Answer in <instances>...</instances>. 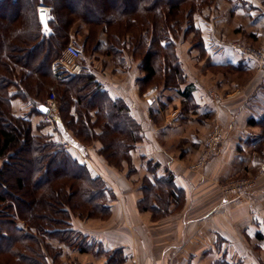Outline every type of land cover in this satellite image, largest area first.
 Segmentation results:
<instances>
[{
  "label": "crops",
  "instance_id": "0c3cea01",
  "mask_svg": "<svg viewBox=\"0 0 264 264\" xmlns=\"http://www.w3.org/2000/svg\"><path fill=\"white\" fill-rule=\"evenodd\" d=\"M56 1L37 0V9L46 8L47 26L42 25V31L47 38L53 37L59 23ZM219 3L213 18L206 17L209 11L205 9L195 19L200 41L190 51H184L180 43L177 46L186 80L178 87L155 85L141 92V58L127 49L132 33L125 35L128 46L120 55L105 52L104 46L86 53L89 25L77 19L69 28V42L82 52L79 75H93L112 99H123L141 125L143 138L131 150L132 167L128 163L121 169L110 165L99 152L100 141L95 139L86 146L80 143L60 122L61 116L53 126L45 122L40 107L30 115L34 133L66 138L71 142L67 149L71 155L93 176H101L114 192L109 219L73 217L72 226L94 236L106 251L122 248V264L264 261V174L258 175L264 164V66L221 43L227 39L264 48V0ZM98 40L106 44L105 30L99 31ZM188 87L190 95L186 97L183 92ZM179 105L183 114L174 119L169 113ZM12 106L17 115L31 110V104L16 99ZM215 121L223 127L224 140L203 173L194 172L189 165ZM167 174H172L182 190L184 203L179 211L154 222L150 211L138 208L143 198L142 181ZM235 178H253V184L237 194L222 193L220 184ZM61 259V264H71L72 259L80 264H108L105 254L77 248H64Z\"/></svg>",
  "mask_w": 264,
  "mask_h": 264
},
{
  "label": "trees",
  "instance_id": "16d2710c",
  "mask_svg": "<svg viewBox=\"0 0 264 264\" xmlns=\"http://www.w3.org/2000/svg\"><path fill=\"white\" fill-rule=\"evenodd\" d=\"M210 1L57 0L59 23L53 37L47 38L37 0H0V189L7 190L9 178L20 191L28 186V199L22 198L19 205L14 198L0 194V205L25 221L20 226L14 218L0 214V264H49L48 254L41 248L45 241L40 238L47 234L58 235L60 242L82 252L105 254L108 264L123 263L122 248L106 251L97 239L72 226L76 214L109 217L114 192L69 151L57 148L51 136L34 134L30 115L39 112L54 90L61 98V123L72 127L83 142L98 139L100 153L110 164L121 167L123 161L131 163V150L143 135L127 103L112 99L93 75L70 74L61 66L52 68L69 43L67 32L75 20L82 19L90 28L85 51L104 46L105 52L115 55L128 46L125 35L132 33L129 47L141 58L144 72L139 79L141 92L152 83L178 87L186 80L176 52V31L185 20L188 31L198 30L194 13ZM101 30L108 34L104 45L98 40ZM183 94L188 97L190 87ZM14 98L31 104L28 114L13 112ZM26 166L24 176L15 173ZM144 187L140 205L155 215L162 205L165 211L172 201L183 199L172 174L146 179ZM54 252V260L59 259L61 249ZM4 254L9 255L5 258ZM214 264L233 263L222 259Z\"/></svg>",
  "mask_w": 264,
  "mask_h": 264
},
{
  "label": "rangeland",
  "instance_id": "374dc122",
  "mask_svg": "<svg viewBox=\"0 0 264 264\" xmlns=\"http://www.w3.org/2000/svg\"><path fill=\"white\" fill-rule=\"evenodd\" d=\"M220 2V0H211L210 2H208L206 5H204L203 7H200L195 13H194V22H195V19L197 18V16H199V15H202L203 14V12H204V10L205 9H208V11H209V14H206V17H208V18H213L214 16H215V14H216V12H217V6H218V4H220L219 3ZM187 22H186V20L184 21V24H183V26H182V28L181 29H179V30H177L176 31V34H175V44H176V52H177V46H178V44L180 43V47H181V45H183L184 47H183V49H184V51L185 50H187V51H190L191 49H190V47H194V45L198 42V41H200V36H201V30L200 29H198V30H196L195 28H193L192 30H190V31H188L187 30ZM130 41V40H129ZM131 42V41H130ZM221 43L222 44H224V45H230L231 47H232V45L234 44V43H237V44H240V45H243V46H247V47H249V48H251V49H253V50H255V51H261V50H263L264 51V48L262 47V46H259V47H254V46H251V45H247V44H244V43H242V42H237V41H233V40H227V39H222L221 40ZM129 51H131V48H127ZM86 52V51H85ZM87 53V52H86ZM257 60V59H256ZM258 61V60H257ZM86 71V70H85ZM229 72V71H228ZM225 73V72H224ZM227 73V72H226ZM83 74V73H82ZM156 81V80H155ZM155 83H152L151 84V86H155L154 85ZM150 86V87H151ZM55 94H56V98H57V102H58V118L60 117V115H61V113H60V105H61V98H60V96L55 92ZM49 96H51V93H49L48 94V97ZM14 99H16V100H18L19 102H21V103H24V104H28L29 102H27V101H25V100H22V99H20V98H14ZM72 99L74 100V102L73 103H75V95H72ZM47 100V99H46ZM29 106H27L26 108H28ZM177 107H179V108H177ZM175 109L173 108V110H171L170 111V113H169V115L172 117V118H174V119H179L180 117H181V114H183V112H182V109H181V105H179V106H177ZM13 110V109H12ZM13 112H14V110H13ZM15 113V112H14ZM60 114V115H59ZM44 120H45V122L46 123H48V125H56L57 124V122L55 123V124H50L48 121H46V119H45V117H44ZM58 121V120H57ZM68 127V129H69V131H71V133L79 140V142L80 143H82V144H84L85 146L86 145H92V144H94L95 143V141L96 140H91V141H89V142H83V141H81L79 138H78V136L75 134V130L72 128V127H69V126H67ZM219 130L220 131V136H221V138L219 139V141L215 144V145H212V146H208V142H207V140H210V138L213 136V134L215 133V130ZM34 134H36V133H34ZM43 134H45V133H43ZM37 136L38 135H40V134H36ZM46 135H49V136H51V138H52V140H53V142H54V144H55V146L57 147V148H59V149H64V150H67L68 148H70L71 147V142H70V145L68 146V147H64L62 144H57L56 143V140H58L59 138H53L52 137V135H50L49 133L48 134H46ZM223 140H224V137H223V127H222V125L219 123V122H217V121H215V122H212V126H211V128H210V130L208 131V133L206 134V136L204 137V139H203V142H202V145H201V148H200V151H199V154H198V156L195 158V160H193L192 161V163H190V169L192 170V171H194V172H199V173H203V168L205 167V165L208 163V161L213 157V155L215 154V152L219 149V147L221 146V144H222V142H223ZM101 143V142H100ZM101 146H102V143H101ZM68 151V150H67ZM99 152H100V150H99ZM205 153V152H207V157L205 158V160H204V162L202 163L201 162V154L202 153ZM101 154V153H100ZM102 155V154H101ZM104 157V156H103ZM105 158V157H104ZM105 160L107 161V159L105 158ZM108 162V161H107ZM131 162H132V159H131ZM109 163V162H108ZM125 163H127L126 161H123L122 162V164L120 165L121 167H119V166H116V165H113V164H110V165H112V166H114V167H116V168H118V169H121L122 167H123V164H125ZM132 163H128V165H130L131 167H132V165H131ZM0 165H1V161H0ZM132 169L130 168L129 169V172L131 171ZM28 172V167L26 166V168H21V171L20 170H18V171H16L15 173L16 174H20V175H25L26 173ZM258 175H263V174H261L260 173V171H259V173H258ZM236 179V178H235ZM146 180V179H145ZM145 180H143L142 181V183H143V187H142V191H143V198H144V194H145ZM231 180H233V179H231ZM231 180H227V181H225V182H223V183H221L220 184V188H221V192L223 193L224 191H223V185H225L226 183H228V182H230ZM250 182H251V184H253V178H251L250 179ZM7 183V190L6 191H4V189L2 190V189H0V194H3V195H5V196H7L8 198H14L16 201H17V203H18V205L20 204V201H21V199L23 198V200H27L28 199V196H27V190H28V186H26L25 188L26 189H24V190H18L17 188H16V186H15V182H14V179L13 178H9V180H8V182H6ZM142 198V199H143ZM182 198H183V196H182ZM115 199V198H114ZM141 199V200H142ZM156 201H157V199L156 198H154ZM139 201V203H138V208H139V210H141V211H150L151 213H152V220L154 221V222H156V221H161V220H163L165 217H167V216H169V215H171L172 213H175V212H177V211H179L181 208H182V206H183V203H184V199H179V201L178 202H175V201H172L171 203H170V205H169V208H168V210H166L165 209V211H164V206L162 205V207L163 208H161L160 210L158 209V211L156 212V215H155V213L152 211V210H150V209H142V207H141V202L142 201ZM160 204V203H159ZM10 208H8V207H3L2 206V204L0 205V214L2 213V214H5V216L4 217H6V218H10V219H12V218H14V221H16L17 220V222L20 224V225H22V226H24L25 224V221H23V219L21 220V219H17L16 218V216H15V214H13V215H11L10 214ZM111 216V215H110ZM109 216V217H110ZM74 217H78V218H80V219H82V220H89V219H101V220H107V219H109V217H107V218H103V217H88V216H83V217H81V216H79L78 214H76V215H74ZM0 229H3V228H0ZM84 233V232H83ZM37 234L39 235V232H37ZM85 234H88V233H85ZM42 235H44V234H41L40 236H42ZM58 236V235H57ZM57 236H54V234L53 235H49V234H47L45 237L44 236H42V237H40V238H42V240H44L45 241V245H41V248H43V250L44 251H46V253L48 254V260H49V264L50 263H52V264H61V256H62V253H63V251H64V248L65 249H71V248H73V247H70V246H68L67 244H64V243H62V242H60L59 241V238L57 237ZM90 237H92V238H94V239H96L94 236H92V235H90ZM0 242H1V240H0ZM59 249H61V255L59 256V259H56V260H54V254H55V252L54 251H56V250H59ZM8 255L9 254H4V257L5 258H7L8 257ZM106 257H108L107 255H105ZM71 264H80L79 262H78V260H76V259H72L71 260ZM264 261H261V263H263Z\"/></svg>",
  "mask_w": 264,
  "mask_h": 264
},
{
  "label": "built area",
  "instance_id": "2783aa9c",
  "mask_svg": "<svg viewBox=\"0 0 264 264\" xmlns=\"http://www.w3.org/2000/svg\"><path fill=\"white\" fill-rule=\"evenodd\" d=\"M233 48L239 49L241 52L248 54L255 59L258 60L260 66H264V51H255L247 46H243L237 43H234L232 45ZM81 56L82 52L81 49L75 45L72 42H69L65 49L61 52V54L57 57L55 61V66H61L63 70H65L67 73L70 74H79L83 71V65L81 63ZM60 76V75H58ZM45 105L48 107L49 111L48 113L44 114V117L46 121H48L50 124H55L58 120V102L56 98L55 92L51 93V96H49L46 100ZM220 131L217 129L215 130V133L210 138V140H207L208 146L215 145L219 139ZM57 144H62L64 147H68L70 145V142L66 138H59L56 140ZM207 157V152H203L201 154V162L203 163L205 158ZM260 173L264 174V164L260 166ZM248 184H250V180L246 178H236L231 180L230 182L223 185V193L226 195H233L240 193Z\"/></svg>",
  "mask_w": 264,
  "mask_h": 264
},
{
  "label": "water",
  "instance_id": "95a60500",
  "mask_svg": "<svg viewBox=\"0 0 264 264\" xmlns=\"http://www.w3.org/2000/svg\"><path fill=\"white\" fill-rule=\"evenodd\" d=\"M39 17H40V21L42 23V25L44 27L47 26V18H46V8L44 7H40L39 8ZM40 110L45 114L48 113L49 109L46 105H40Z\"/></svg>",
  "mask_w": 264,
  "mask_h": 264
}]
</instances>
